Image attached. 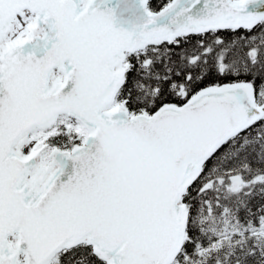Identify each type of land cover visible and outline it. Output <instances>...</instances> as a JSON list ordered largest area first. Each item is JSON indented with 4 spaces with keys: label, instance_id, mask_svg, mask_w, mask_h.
<instances>
[{
    "label": "snow or ice",
    "instance_id": "snow-or-ice-1",
    "mask_svg": "<svg viewBox=\"0 0 264 264\" xmlns=\"http://www.w3.org/2000/svg\"><path fill=\"white\" fill-rule=\"evenodd\" d=\"M0 264H264V0H0Z\"/></svg>",
    "mask_w": 264,
    "mask_h": 264
}]
</instances>
